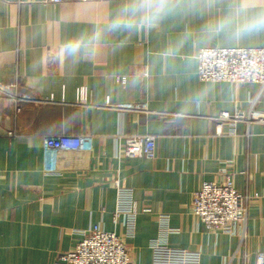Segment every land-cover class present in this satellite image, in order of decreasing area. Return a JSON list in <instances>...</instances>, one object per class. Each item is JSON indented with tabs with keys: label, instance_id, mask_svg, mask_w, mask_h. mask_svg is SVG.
Returning a JSON list of instances; mask_svg holds the SVG:
<instances>
[{
	"label": "crops",
	"instance_id": "obj_1",
	"mask_svg": "<svg viewBox=\"0 0 264 264\" xmlns=\"http://www.w3.org/2000/svg\"><path fill=\"white\" fill-rule=\"evenodd\" d=\"M133 2L0 0V84L58 102L22 104L17 113L0 98V264H55L95 225L122 236L115 180L139 208L135 235L124 239L135 264H257L264 252V124L239 123L232 136L215 122L253 105L264 112V91L201 82L197 59L206 48H264V28H215L225 17L264 14V0H167L172 7L154 26L113 28L133 15L125 12ZM72 42L80 43L75 52ZM79 87L91 108L70 105ZM60 136H90L92 150L59 152L50 175L45 144ZM133 136L157 139L155 160L121 152ZM230 172L248 197L246 222L231 235L213 233L191 202L203 183ZM160 240L165 249L151 248Z\"/></svg>",
	"mask_w": 264,
	"mask_h": 264
},
{
	"label": "built area",
	"instance_id": "obj_2",
	"mask_svg": "<svg viewBox=\"0 0 264 264\" xmlns=\"http://www.w3.org/2000/svg\"><path fill=\"white\" fill-rule=\"evenodd\" d=\"M67 0H41L46 5H58ZM198 77L201 82H228L232 84H255L264 91V48H206L197 56ZM0 98L7 99L20 112L22 104H58L54 96L46 99L22 95L14 87L0 84ZM70 105L78 108H91L89 91L85 87L76 90V100ZM106 106L116 110L136 111L147 114L145 105H114L107 100ZM217 131L223 133V127H229L228 135H237V125L245 123L249 129L252 124H264V112L253 107L248 114L222 112L215 118ZM249 131L247 132V134ZM10 139L15 138L9 132ZM156 138L153 136H133L125 139L121 152L130 160H155ZM93 138L90 136H60L48 140L45 152L48 158L47 174L56 173V158L61 151H91ZM117 204L114 223L123 219L122 236L109 233L100 225L88 231L79 232L81 238L69 252L60 255L55 264H135L124 239L133 238L137 226L139 208L133 193L121 181L115 180ZM191 213L208 231L233 234L234 227L246 222L248 197L238 192L232 173H227L221 182H205L193 195ZM167 244L160 240L152 242L151 248L165 249ZM257 264H264V252L257 256Z\"/></svg>",
	"mask_w": 264,
	"mask_h": 264
},
{
	"label": "clouds",
	"instance_id": "obj_3",
	"mask_svg": "<svg viewBox=\"0 0 264 264\" xmlns=\"http://www.w3.org/2000/svg\"><path fill=\"white\" fill-rule=\"evenodd\" d=\"M171 7L172 5L167 3V0H135L125 9L126 13L131 11L133 15L123 21L118 19L112 24V27H119L121 22L127 27H152ZM232 24H237L240 31L264 28V14L243 22H237L231 16L225 17L217 21L215 28H223ZM79 48V42H72L68 45L70 52H75Z\"/></svg>",
	"mask_w": 264,
	"mask_h": 264
}]
</instances>
